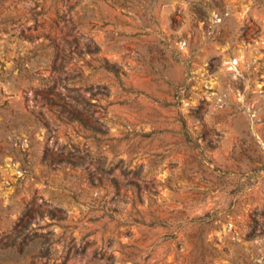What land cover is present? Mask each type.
I'll return each instance as SVG.
<instances>
[{
    "label": "rangeland",
    "instance_id": "obj_1",
    "mask_svg": "<svg viewBox=\"0 0 264 264\" xmlns=\"http://www.w3.org/2000/svg\"><path fill=\"white\" fill-rule=\"evenodd\" d=\"M0 264H264V0H0Z\"/></svg>",
    "mask_w": 264,
    "mask_h": 264
}]
</instances>
